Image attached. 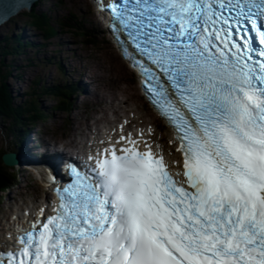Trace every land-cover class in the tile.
Segmentation results:
<instances>
[{"label":"snow or ice","instance_id":"obj_1","mask_svg":"<svg viewBox=\"0 0 264 264\" xmlns=\"http://www.w3.org/2000/svg\"><path fill=\"white\" fill-rule=\"evenodd\" d=\"M99 7L177 134L187 187L121 136L94 177L71 168L54 214L22 231L7 264H264V0Z\"/></svg>","mask_w":264,"mask_h":264},{"label":"rangeland","instance_id":"obj_2","mask_svg":"<svg viewBox=\"0 0 264 264\" xmlns=\"http://www.w3.org/2000/svg\"><path fill=\"white\" fill-rule=\"evenodd\" d=\"M52 5L53 6L59 5L61 9L59 10L57 7L56 10H53L50 7ZM40 9H43L42 11L48 12V14L53 18L54 22L56 21V24L59 25L60 27L63 25H69V23L61 24L63 22H66L67 18L76 20V22H81L82 24H84V26H86L83 27L84 29H82V31H84V33L89 37H87L86 35L83 36L77 35L75 33V29L66 27L62 32H60L54 38H52L53 42L52 41L42 42L40 43L41 45L38 43L36 48H29L19 56L15 54V56H9V58H5L4 60L5 63L7 64V69L4 66H1V68L3 70L5 68L7 71L8 70L10 71L8 75V77L10 78L9 81H7V83L11 90L14 102L19 104L24 100L28 103V105H30L31 101L36 102L39 112L41 111L42 113L47 112L52 114V116H49L48 119L42 121V125L44 129L49 130L51 132H55L54 136H56V138H58V134H63V135L65 134V138L63 136L62 139L66 140L70 135V131L66 127V125L68 124L67 118L70 120L71 116H75L77 119L82 120V115L77 114V112H75L76 109L73 110V113L68 117H66L64 113H62L61 111L57 112L56 109L57 107L56 105H58L57 100L47 96L39 97L40 95L38 93L39 90L37 89L38 87L35 86V82L41 80L43 81L44 85H51L54 83L60 84L61 81L60 79L62 78L63 74L62 71L61 73L60 71H57V69L59 70L60 67L54 65L56 60H59L61 62V65H63L65 69L68 68V70H72L74 69L75 63H77L81 67L86 66V64H91V63L95 64V59L93 57L96 58L100 57V60H102V62L99 61L100 63L96 64L95 68L91 69L89 73L94 71L97 68V66H99L101 63L107 64L108 62L110 65L112 63L113 64L115 63L119 65L120 68L123 69H125L124 68L125 65L119 59L117 53L115 52V49L109 42L108 36L105 33V31L102 29L103 31L101 32V28H102V26L100 27L101 24L99 23L97 27H94V25L92 24L90 18L93 17L98 18V17L93 15L94 11H93V7L91 6L90 0H48L47 2L41 5ZM13 21H18L19 25L21 26L24 25L23 18H21V16L13 19ZM56 24L54 23L55 26H57ZM89 29L93 30L94 34L91 31H89ZM14 31L17 32L15 26L12 25V21H9L7 24H5L0 28L1 34H9L12 36ZM84 39L85 40L88 39L87 42H89L90 39L94 41V43L92 45L88 43L86 44L85 42H83ZM39 40L41 41V39ZM102 53L103 55H101ZM74 58H76L75 62H74ZM50 59H52L51 60L52 62L46 64L45 60L49 61ZM101 70L104 73V75L100 73L99 74L93 73L92 76L95 79L96 77H98L97 75L104 76V83H105V79H111V76L105 70V67L102 66ZM78 74H79L78 71L73 72L74 76H78ZM16 75L19 76L16 77ZM127 75L128 74L126 73V78ZM131 76L134 78V80L132 81L129 80V85L131 82L136 88L137 85H135L136 84L135 77L132 73ZM57 78H59V80L56 81ZM115 81H116V85H118V79H115ZM75 83L80 84L77 85L78 87H84L83 84H81L79 81H76ZM108 85H112L111 81L108 82ZM126 87L129 88V86ZM34 91L37 93L33 94ZM100 93L104 95V97L106 98L112 97V95L106 93L102 89H99L98 94ZM129 93L132 94V91L130 89H129ZM70 100L72 101L74 100V98L71 97ZM145 109H147L148 112L152 114V117L155 119V121H158L155 114H153L148 107H145ZM75 123L76 122H72L70 126L73 125L76 126L77 124H79V123L77 124ZM85 123H90V121L88 122V120H86ZM9 127H10L9 123L7 121L2 122L0 120V153H2L4 150H8L11 148L10 146L12 143L8 142L9 141L8 139H13L14 132L12 130H9ZM8 133H9L8 138L5 140L4 134L7 135ZM24 179L25 176L22 175V177L18 179L19 189H17V187H14L13 191L17 192L21 190L22 192H24L25 190L28 189L23 187ZM32 184H34V182H32ZM27 194L32 195L30 191H27L25 193L17 192L16 197L18 198L19 204H21L22 199L24 201H27V198L25 196ZM11 195H9L8 192L3 194L4 197L3 199H5V202H10L9 199ZM11 208L12 207L9 206L8 204H0L1 221L4 220L3 214L6 213V211H9Z\"/></svg>","mask_w":264,"mask_h":264},{"label":"bare ground","instance_id":"obj_3","mask_svg":"<svg viewBox=\"0 0 264 264\" xmlns=\"http://www.w3.org/2000/svg\"><path fill=\"white\" fill-rule=\"evenodd\" d=\"M93 1L94 0H92V2ZM99 17L103 18V14H99ZM90 20L94 27H97L100 23V20L96 17L90 18ZM100 62H102V60H100ZM102 66L105 67V70L111 76V79H105V83L104 76L97 75L98 77H96V79L92 76L93 73H100L104 75L101 70ZM124 73H126L125 69L120 68V66L115 63L110 65L108 62L107 64L101 63L94 71L90 72V78L97 94H87L88 101H90V105H99V108L95 110L93 115L89 117L90 123H84V128L77 123H75L77 124L76 126H70L71 124L69 125L72 127V131L75 132V135L66 143V145L72 147L74 150H80L84 152V150L86 151V142L82 144L81 142L77 141V137H75L76 135L90 138L95 134V141L92 142V144H95L102 143L103 141L107 140L109 137L115 134L117 130L123 131V133L126 135H131L132 133L141 131L143 134L148 135L146 140L149 145L153 146L157 154L162 155L166 160L171 162L173 166H177V156L174 152V145H172V142L169 143V141L172 140V134L170 132L165 134L166 146H164V144L158 140V134L155 133L153 126L150 127L151 120L148 119V113L140 112V93L137 87L135 88L131 82L129 85V80L132 81L133 77H127L128 81L126 82ZM115 79H118V85H116ZM110 81L112 85H108V82ZM75 82L76 81L70 83L71 87L74 89L78 88L77 85H80L79 83ZM124 85L129 86V88ZM80 88H83L82 90H84V87ZM99 89L104 90L106 93L112 95V97L106 98L101 93L98 94ZM129 89L132 91V94L129 93ZM90 98H93V100H90ZM109 114H111V117H109ZM70 120L73 122L74 117L71 116ZM130 124H133V126L136 128H124V126ZM97 136H101V142H99ZM36 140L38 141V139ZM158 143L160 145H158ZM159 146L160 148H158ZM17 153L19 157H21L23 150L17 149ZM41 187L43 197H47V191L44 190L43 186ZM35 202L36 201L34 200L31 202V204H34ZM26 209H29V205H26L25 208L21 209L20 211L23 212ZM40 209H42V206L36 207L37 211ZM30 210H33V208ZM14 215H17V213H14Z\"/></svg>","mask_w":264,"mask_h":264},{"label":"trees","instance_id":"obj_4","mask_svg":"<svg viewBox=\"0 0 264 264\" xmlns=\"http://www.w3.org/2000/svg\"><path fill=\"white\" fill-rule=\"evenodd\" d=\"M58 5L53 6L52 9L56 10ZM56 18V16H55ZM26 21L30 22V24L36 28L39 29L42 36L47 37L52 34H56L58 32L57 29L53 27L52 21L53 18L48 14L46 11H37L35 9V6L31 9V12L28 16H26ZM54 22V21H53ZM76 25L79 28L85 27L84 24L81 22H77ZM65 28L68 27L67 25H63ZM61 29V28H60ZM89 37V36H88ZM2 43V41H0ZM17 46L15 43H13V51L7 50V48H2L1 55L5 56L6 54H12L17 51ZM0 117L6 118V117H14L16 115V109L13 107L11 101H10V95L8 92V86L6 82H4V78L0 77ZM26 107L25 102H20L18 104L19 111L22 112L26 109H23ZM6 173H10L9 171H6ZM11 174V173H10ZM9 174V175H10ZM5 177L8 178L7 175L1 174L0 178ZM1 180V179H0ZM1 189V188H0Z\"/></svg>","mask_w":264,"mask_h":264},{"label":"water","instance_id":"obj_5","mask_svg":"<svg viewBox=\"0 0 264 264\" xmlns=\"http://www.w3.org/2000/svg\"><path fill=\"white\" fill-rule=\"evenodd\" d=\"M18 17H20V15H18V16H17V17H15V18H18ZM15 18H14V19H15Z\"/></svg>","mask_w":264,"mask_h":264}]
</instances>
